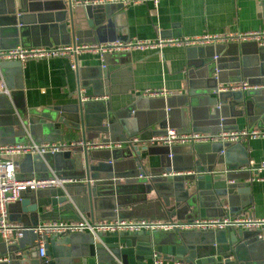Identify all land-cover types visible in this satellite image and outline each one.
<instances>
[{"label": "crops", "instance_id": "obj_1", "mask_svg": "<svg viewBox=\"0 0 264 264\" xmlns=\"http://www.w3.org/2000/svg\"><path fill=\"white\" fill-rule=\"evenodd\" d=\"M71 1L75 5L89 4L79 3L84 0ZM117 3L108 0L106 3H102L110 6V17L106 19L107 22L105 21L112 23L107 35L105 34L108 39L101 40L95 33L87 34L80 36L78 44L104 43L115 40L123 42L153 40L158 37L181 38L207 32L264 29V0H159L157 5L147 0L143 3L126 6H118ZM34 14L23 15L22 20L27 23L26 25L38 24L40 23L38 19L42 20L41 23H47L44 21L48 19L47 13L42 12L39 17ZM54 38L57 39L56 35L50 36L48 33L39 37L33 36V45L30 47L61 46L54 43ZM111 38L116 39L110 40ZM24 40L26 41V38ZM66 40L64 37L63 41ZM17 46L22 47L20 42L10 41L3 35L0 36V49ZM191 48L196 49L191 52ZM260 48L250 42L243 44L238 50L230 46L225 50H220V54H216V59L214 58L215 54L209 58L210 48L166 45L157 49H132L128 52L123 51L104 56L94 52H79L74 57L29 58L24 62L0 61V80L8 89L7 95H0L4 96L3 107L10 109L9 119L10 123L14 124V134L36 142L81 140L80 130L68 127V125H73L72 121L67 120V124L57 121L58 108H62V106L69 108L76 104L80 97L82 103L88 104L90 107L95 105L102 110L105 105L111 111L107 115L111 120L110 132H100V137L98 135L99 123L102 116L105 117L103 111L95 115L92 111L87 115L84 113L85 121H87L86 141L101 137H103L102 140L120 141L123 143L122 150L117 152V155L118 159L120 157L123 159L128 154L126 138L135 136L145 140L162 130L159 128V121L164 103L162 99H159L160 97L147 95V90L164 89L169 93L168 96H171L168 100L171 108L169 124L174 129L181 128L184 131L196 129L197 131L216 133L221 128L264 127V115H260L262 111L259 108L264 104V92H262L264 90V52H260ZM205 55L209 57L207 58ZM242 55L255 56V61H250V64L243 66L240 59ZM235 56H239L236 59L237 64ZM215 60H219L220 70H223V77L228 78L227 82H248L250 85L258 87L254 89L257 90V93L251 96V102L247 107L226 103L215 112L214 107L210 105V97L214 94L206 90L205 84L209 80L210 74L208 65H211V61ZM100 68L106 76L102 74ZM97 73L100 78L97 77ZM236 78L240 79L236 80ZM246 91H242V97L245 100L248 98L245 94ZM235 93L232 97L241 96L240 92L236 91ZM223 98L227 99L225 96ZM221 115L225 121L224 125H219ZM106 122L107 120L104 118L102 124H106ZM220 144L223 143L214 141L210 145L198 144L199 152L186 144L174 145L172 149L174 158L171 160V164L179 168L174 172L182 174L190 172V170L194 172L198 168L200 170L210 169L214 173H224L228 166L229 168L237 167L232 171L235 172L232 177L236 184L233 185L230 192H226L225 183L233 181L212 180L213 185L218 184L215 185V188L219 190V193H213L214 196L205 198L206 204L203 209L206 210V217L248 214L254 218H264V169L257 170V167L264 161V137L229 144L224 147V157L219 156ZM134 145L138 148L160 146L148 145L143 142ZM105 150L96 149V154L105 157L107 155ZM141 155L149 159L148 168H154L149 170H158L161 162L166 164L164 166L170 165L166 156H162V158L160 154L148 156L143 151ZM44 158L46 169H34L33 177L56 175L68 178L63 171L52 170L49 163L52 160V155H47ZM21 160L22 157L16 161V175L28 174L29 171H32ZM130 166H132L131 162L124 161L115 165L117 170H123ZM122 181L120 180V183L114 188L110 187V180H101L97 183L96 192L92 197L93 218L96 221L112 220L111 218L115 215L116 218L121 219L143 218L166 221L159 205L144 208L142 204H157L160 202V198L169 196L170 203H172L178 195L182 194L185 197L187 193L193 192L192 186L188 188V185L184 184L181 186L184 189L188 188L187 193L185 190L183 191V188L179 192L171 191L169 186L167 187L159 180L156 181L158 189L152 188L150 192L145 193L141 185H136L132 181L127 183ZM78 182L71 179L65 185L72 186ZM36 195L35 197L34 194H27L28 200L24 205L26 210L23 213L25 215L24 223L18 221L19 213L22 211L21 204L16 203L17 201L11 203L8 209L9 222L23 227H32V222L36 221V216L40 212V209L37 212L32 210L34 203L40 197L54 196V192L42 190L37 191ZM203 198L204 196L199 197L197 201L199 202ZM212 201L215 202V206H210ZM77 204L79 209L75 208V210L66 212L57 210L58 206L52 208L50 214L43 215V218L39 217L37 225L59 220L65 222H75L81 218L91 220L85 212L88 209V202L80 199ZM116 205H118L117 211H115ZM206 217H193L192 215L193 219H191ZM172 219L177 220L175 217ZM192 220L182 218L178 221ZM246 231L254 232V230ZM88 234L90 235L89 232L84 231L60 236H69V241L64 238L66 253L61 264H79L75 254L80 241L77 240ZM34 238L32 232L24 231L20 238H15L13 245H29L34 241ZM252 238L253 236L250 237V239ZM258 238L264 240L262 236H258ZM50 239L47 241L49 249L52 246ZM11 247L0 242V255L8 258L7 262L2 261L0 264H10L9 249ZM261 247L264 249L263 246ZM41 259L46 260V257Z\"/></svg>", "mask_w": 264, "mask_h": 264}, {"label": "water", "instance_id": "obj_2", "mask_svg": "<svg viewBox=\"0 0 264 264\" xmlns=\"http://www.w3.org/2000/svg\"><path fill=\"white\" fill-rule=\"evenodd\" d=\"M42 12L48 14V19L44 20L47 22L46 24H44V22L41 23L42 20L38 19L40 23L26 25L27 23H24L22 20L24 14L37 13L34 15L39 17V14ZM108 17H110L109 4H88L82 6L73 4L71 0H0V36L3 35L10 41L20 42L22 47L32 46V37H39L45 33L50 34V36L56 35L57 39L54 38V43L60 45L78 44L80 42V36H86L87 34L93 35V33H95L99 39L106 40L108 38L105 37V34L107 35L110 30L109 27L112 25L111 21L106 23ZM64 37L67 39L65 42L63 41ZM25 38L26 41L24 40ZM115 39L116 38H111L110 40ZM245 43L247 42L196 47L202 49L210 48V57L208 55H205V57L211 58V55L220 54V50H225L230 46L238 50ZM250 43L258 48L261 47L260 50H258L264 52V46H258L255 42ZM195 49L196 48H191V52ZM237 57L239 58V56ZM237 57L235 56L234 58L236 64ZM240 59L241 65L244 66L250 64V61H255V56L242 55ZM211 62L212 64L208 65L210 74L205 88L208 92L210 91L214 94L210 97L209 101L210 105L214 107L215 112L221 109L226 103L233 106L244 105L247 107L251 102V96H254L257 90H247L245 94L248 98L246 100L242 97V91H237L240 92L241 95L238 98L232 97L233 94H236V91L216 92L217 84L227 82L228 78L223 77V70H220L218 64L219 60ZM235 63L234 65H236ZM216 70H218L216 77H213ZM102 74L106 76L103 71ZM97 77L100 78L99 73H97ZM238 79L240 78H236V80ZM262 92H264V90H262ZM221 96H225L227 99ZM228 96H230V98H228ZM170 97L171 96L159 98L162 99L164 103L161 109L162 116L159 121V128L162 130L156 134H162L164 133V129H166L165 127H171L169 124V112L171 108L168 104ZM3 98L4 96L0 95V142H27L28 139L26 137H20L14 134V124L10 123L11 121L9 119L10 109L3 107V102L5 101ZM259 108L262 111L260 115H264V104L260 105ZM90 111H92L94 115L102 113L101 111L104 112L103 115H105V117L102 116L99 123V137L100 132H110L109 127L111 125V120L107 115H109L111 111H109L105 105L102 110L99 106L92 105V107H90L88 104L85 105L82 103L81 97L76 104H73L69 108H63V106L62 108H58L57 121L65 124H67V120L72 121L73 125H68V127L80 130L81 140L84 144L87 139L85 133L87 121H85L84 113L87 115ZM104 118L107 120L106 124H102ZM224 122V118L221 115L219 125H224ZM177 130L184 131L181 128H177ZM129 139L130 137L126 138L125 141ZM210 144L211 143H205L201 145ZM229 144L233 143L220 144L219 156L222 155L224 157V147ZM173 147L174 146H147L138 148L136 145L127 143L126 150L128 154H126L123 159H120L121 157L118 159L117 155V152H120L122 148L106 149L107 155L102 157L96 154V150H89L85 145L76 146L58 153H47L43 156L26 154L22 157L21 161L32 171H29L28 174H17V178L33 177L34 169H46V160L44 157L52 155V160L49 163L53 171H63L68 179L79 181L78 183L72 184V186L64 185L63 190L51 189L52 192H54V196L40 197L39 200H36L32 210L37 212V210L40 209V212H38L36 216V221L34 220V222H32V227L37 226L39 217L43 218V215L50 214L52 208L56 206H58L57 210L65 212L75 210V208L79 209L77 201L80 199L88 202V209H84L86 210V216L90 217L91 220H95L93 218L94 209L92 206V197L96 192L97 183L101 180H110V187L113 188L120 183V180H123L122 182L124 183L132 181L136 185H141L145 193L150 192L152 188L158 189L156 186L158 182L156 181L159 180L167 185V187L169 186L171 191L175 190V192H179L180 189L183 188L181 186L182 184L188 185V188L192 186L193 192L190 194L187 193L188 188L186 186L187 189L183 188V191L185 190L187 193L185 196L186 198L181 194L170 203L169 196L168 198H160V202L157 204H142V206L146 208L159 205L165 220H173V217L177 220H181L182 218H185V220H192V215L193 217H206V210L203 209L205 207L204 204H206L205 198L212 196L213 193H219V190L215 188L216 183L213 185L212 180L233 181L231 183H225L226 192H230L233 185L236 184L235 179L232 177L235 175V172L232 171L237 169V167L234 166V168H229L227 165L228 167L225 168L226 170L224 173H214L210 169L200 170L196 168L194 172L189 169L190 172L170 175L168 173L179 169L171 164V160L174 158L172 151ZM189 147L199 152L198 144L189 145ZM142 151L147 153L148 156L152 154H160L161 158L162 156H166L170 161V165L164 166L166 164L161 162L158 170H149L154 168H148L147 163L149 159L141 155ZM169 154L171 156H169ZM120 161L131 162L132 166L125 167L123 170H117L115 165ZM247 175L249 176V174ZM177 182L181 183L178 184ZM30 193L34 194L35 197L37 196L36 191L25 190L21 192L20 199L16 202L20 203L22 206V211L20 210L21 212L18 218V221L21 223L25 221V215L23 213L26 209L24 205L28 200V198H26L27 194ZM202 196H204V198L198 202V198ZM9 206L10 204L8 205V209ZM117 206L118 205L115 206V211H117ZM210 206H215V202L212 201ZM116 217L115 215L111 219ZM29 231L32 232L31 230ZM258 233L259 232L256 230H254V232H247L240 228L207 232L194 230L97 232L94 235L91 233L90 235H83L84 237L78 239L77 241H80L78 242L79 246L75 254L79 264H154L155 260L163 262V264H264V249H261V246L264 247V240L258 238ZM60 236H54L50 239L52 244L51 249H49L47 244L45 245L44 257H46V260L41 259L39 256L38 247L34 242L35 238L29 245H10V247H12L9 249V263L61 264L66 253V243L64 240L67 239L69 241V236ZM251 236H253L252 239H250ZM242 238L246 239L242 240ZM262 238H264V231L262 232Z\"/></svg>", "mask_w": 264, "mask_h": 264}, {"label": "built area", "instance_id": "obj_3", "mask_svg": "<svg viewBox=\"0 0 264 264\" xmlns=\"http://www.w3.org/2000/svg\"><path fill=\"white\" fill-rule=\"evenodd\" d=\"M109 2H118L116 5L126 6L129 4H139L147 0H108ZM157 5L159 0H150ZM107 0H92L80 2V4H102ZM255 42L258 46H264V29L253 31H219L207 32L196 36H186L181 38H155L153 40H134V41H111L104 43H81L75 45H61L57 47H14L9 49H0V61H19L24 62L29 58H45L57 56L74 57L79 52H94L104 56L106 54L128 52L132 49H157L166 45L180 46H215L229 43ZM216 56L214 58L216 59ZM74 67V65H72ZM216 72L213 77H216ZM258 87L250 85L248 82H225L218 83L216 92L221 91H246ZM150 97H167L169 93L164 89L147 90ZM0 94H8V89L0 80ZM264 137V127L223 129L216 133H207L197 130L180 131L171 127H166L164 133L153 134L148 139L142 140L138 137H132L125 143L135 144L143 142L148 145L174 146V145H192L205 144L219 141L221 143L246 142L253 138ZM93 139L85 141H47L36 142L32 139L27 142L0 143V242L6 246L14 243L15 238H20L24 231L31 230L35 234V245L38 247V253L41 258L44 257L45 245L47 241L54 237L66 233H78L87 231L91 234L97 232H115V231H139V230H194V231H216L229 228H240L243 230H256L258 236H262L264 231V218H254L251 215H230L223 217H206L192 221L178 220H150V219H121L114 218L108 221H96L81 218L75 222L52 221L43 222L35 227H23L9 222L8 205L20 199L22 191H42L51 189H64L65 183L71 181L68 178H61L56 175L48 177H28L17 178L16 161L26 154L43 156L47 153H58L76 146L85 145L89 150L96 149H118L122 148L123 143L112 142L109 140ZM169 156H171L169 154ZM264 169V161L257 167V170ZM179 172L168 173L176 175ZM164 175V174H163ZM7 262L6 256L0 255V262ZM166 263V262H165ZM154 264H163L160 261H154ZM167 264V263H166Z\"/></svg>", "mask_w": 264, "mask_h": 264}]
</instances>
